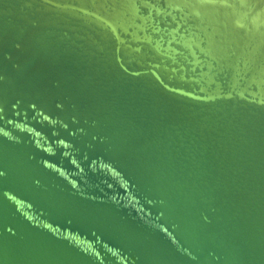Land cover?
Wrapping results in <instances>:
<instances>
[{"label": "water", "instance_id": "95a60500", "mask_svg": "<svg viewBox=\"0 0 264 264\" xmlns=\"http://www.w3.org/2000/svg\"><path fill=\"white\" fill-rule=\"evenodd\" d=\"M165 2L0 0V264H264V18Z\"/></svg>", "mask_w": 264, "mask_h": 264}, {"label": "bare ground", "instance_id": "6f19581e", "mask_svg": "<svg viewBox=\"0 0 264 264\" xmlns=\"http://www.w3.org/2000/svg\"><path fill=\"white\" fill-rule=\"evenodd\" d=\"M100 1H107V0H100ZM114 2L116 5H114V14H119L122 19L125 17L123 16V13L125 9H128L126 6V3L129 5H132L133 9V16H137L136 13V5L134 4V0H110ZM137 1V0H136ZM189 1V2H187ZM145 2V0H144ZM197 4L193 3L192 5H189L191 3V0H166L165 3L169 4L170 7H180V5H186L190 6L194 11H201V13H207V12H215L217 9H213L208 6H202L200 4H203L202 2L206 3H220L223 5L228 6V10H222L221 12H217L218 14L222 15L220 19L222 22L224 21H230L231 19L234 20L236 24H240L242 20L245 19V17H248L249 14L251 17V23L255 24L257 21L264 18V0H197ZM223 12V13H222ZM212 13V14H213ZM215 14V13H214ZM217 16V15H216ZM255 26V25H254ZM50 151V148H47ZM107 167L106 165H104ZM61 172L65 175V172L61 170ZM113 174H116L114 170H111ZM122 183V181H121ZM123 184V183H122ZM132 201V198H131ZM130 201V202H131ZM68 234V233H67ZM77 241L80 243H83L86 246H90L88 242L80 241L79 238H77Z\"/></svg>", "mask_w": 264, "mask_h": 264}]
</instances>
